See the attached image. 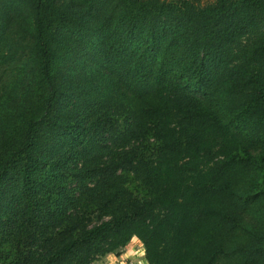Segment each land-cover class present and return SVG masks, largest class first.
Returning a JSON list of instances; mask_svg holds the SVG:
<instances>
[{"label": "trees", "instance_id": "obj_1", "mask_svg": "<svg viewBox=\"0 0 264 264\" xmlns=\"http://www.w3.org/2000/svg\"><path fill=\"white\" fill-rule=\"evenodd\" d=\"M264 264V0H0V264Z\"/></svg>", "mask_w": 264, "mask_h": 264}, {"label": "rangeland", "instance_id": "obj_2", "mask_svg": "<svg viewBox=\"0 0 264 264\" xmlns=\"http://www.w3.org/2000/svg\"><path fill=\"white\" fill-rule=\"evenodd\" d=\"M93 264H147L144 260V250L140 242L132 239L131 242L118 254H109L98 259Z\"/></svg>", "mask_w": 264, "mask_h": 264}]
</instances>
